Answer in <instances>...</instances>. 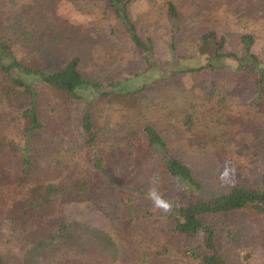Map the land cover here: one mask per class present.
Masks as SVG:
<instances>
[{"label": "trees", "instance_id": "trees-1", "mask_svg": "<svg viewBox=\"0 0 264 264\" xmlns=\"http://www.w3.org/2000/svg\"><path fill=\"white\" fill-rule=\"evenodd\" d=\"M70 1L78 4L84 0ZM88 1L103 5L105 15L112 12L114 18L122 20L121 28L110 27L111 33L118 37L119 43L131 44L140 51L147 69L156 66L154 38L151 35L143 38L139 25L131 17L134 0ZM2 8L0 0V24ZM167 8L170 16L179 20L174 2L168 0ZM7 24L9 31L15 29L12 22ZM242 33V52H239L225 50L226 36L212 29L204 32L199 54L193 57L197 60L188 67L180 66L177 72L222 68L227 64L223 60L230 58L237 62L235 69L254 76L255 109L239 112L229 104L228 99L239 94V88L202 83L192 87L189 105L174 118L178 124L175 132L166 135V131L148 123L142 130L118 138L115 153L107 152L102 146L115 134L108 130L104 116L108 105L114 103L110 99L112 91L103 89L102 82L85 77L82 71L87 53L95 54L90 43L85 40L75 43L73 54L60 68L47 69L23 49H16L10 38L0 41V158H9L12 151L22 163L18 175L8 172L11 182L4 181L5 172L0 170V223L10 226L12 236H19L22 243L42 244L44 240H56L58 234L69 233L75 226L62 216L65 205L73 201L102 202L118 211L122 233L140 256V264H160L158 255L167 253L176 238L184 242L200 239L198 245L182 246L181 251L203 264H235L244 245L243 236L230 229L231 246L222 252L214 221L222 219L228 224L232 214L249 211L259 217L251 235L255 241L250 246L252 250L262 248L264 256V171L260 188L231 182L227 191L207 197L200 195L199 173L189 161L192 153L200 150L199 142L210 141L226 157L244 152H249L251 159L264 157V51L261 48L264 40L248 31ZM182 56L187 55L184 52ZM16 72L37 78L38 82L30 83ZM158 89L159 79H155L129 92L132 106L138 107L141 98L147 99L151 91ZM94 94L97 98H90ZM46 97H52L50 103ZM100 103L104 106L98 108ZM71 112L75 119L70 123L67 114ZM76 124L84 146L94 149L92 162L86 167L75 162V148L61 144L57 137L71 133ZM9 129H19L24 139L22 145L4 138ZM42 130L47 135L37 145L35 135ZM151 159L154 161L150 162ZM110 167L118 172L119 179L110 175ZM175 183H180L182 189L177 190ZM150 190L168 204L160 215L173 224L172 234L166 239L158 234L162 221L158 223L155 218L160 217L144 210L131 195L134 191L149 193ZM251 248L241 264H253L249 261L253 256ZM81 258L60 254L50 264H97L91 258ZM0 264H13L1 237Z\"/></svg>", "mask_w": 264, "mask_h": 264}, {"label": "rangeland", "instance_id": "rangeland-1", "mask_svg": "<svg viewBox=\"0 0 264 264\" xmlns=\"http://www.w3.org/2000/svg\"><path fill=\"white\" fill-rule=\"evenodd\" d=\"M169 1L176 5L179 20L168 13V0H134L130 9L131 17L139 25L143 38L148 35L154 38L157 63L149 69L140 51L135 50L131 44L119 43L118 37L111 33L110 27L121 28L122 20L114 18L112 12L105 15L103 5L99 6L88 0L78 4L70 0H2L0 41L10 38L16 49H23L28 56L47 69L60 68L73 54L75 43H82L84 40L90 43L95 54L87 53L84 57L83 74L87 78L102 82L105 87L103 89L112 91L110 99L114 101L104 113L108 130L115 132L102 144L103 149L109 153L116 152L118 138L132 131H140L148 123L166 131V135L175 132L178 124L174 118L189 105L192 87L202 83L220 84L229 89L239 88V94L228 99L229 104L234 105L239 112L255 109L256 106L252 103L256 99L254 76L235 69L236 61L226 58L223 60L227 63L225 67H208L202 72L180 74L177 70L180 66L188 67L197 60L193 57L199 54L201 37L208 30L212 29L219 35L226 36L227 51L242 52L240 36L244 31L256 34L264 40V0ZM8 22L15 24L14 30L9 31ZM117 33L121 34L120 31ZM261 48L264 51V46ZM184 52L187 56H182ZM16 73L30 83L38 82L37 78ZM155 79H159L160 89L151 91L147 99L140 97L138 107L132 106L129 92ZM50 94L52 93L46 92V95ZM90 98L96 99L97 94ZM51 99L52 97H46L49 103ZM103 106L101 103L97 105L98 108ZM72 108L73 114H76V107ZM73 114H67L70 123L74 122ZM46 120L50 123L49 118ZM103 120L102 118L101 121ZM101 121H98L99 125ZM9 130L7 133L4 130L1 132L4 135H1L22 145L24 139L19 129ZM71 130L69 134L57 136L58 140L63 145L75 148V162L86 167L92 162L94 149L84 146L77 124ZM46 135V131L38 132L35 143L40 145ZM198 145H201L200 150L193 152L189 161L199 173L202 184L200 195L211 197L221 194L228 190L231 182L261 187L264 157L251 159L249 152L226 157L217 151L211 141L199 142ZM232 148L235 151L236 146ZM153 161L151 159L150 162ZM21 168L20 159L12 151L9 158H0L1 173L5 172L4 181L11 182L8 172L15 176ZM109 173L114 179L120 178L113 167H110ZM179 184L175 183L177 190L182 189ZM150 193L151 190L149 193L134 191L131 195L144 210L160 217L165 208L158 207ZM62 216L75 226L69 233L58 234L56 240H44L42 244L38 241L32 244L22 243L18 240L19 236H12L10 226L0 223V237L13 264H50L60 254H70L74 259L91 258L97 264H140V256L133 251L134 246L122 233L118 211L111 205L95 201H73L65 205ZM155 220L158 223L162 221V226L158 228L162 239L172 234V222L163 217ZM257 220L259 217L255 213L245 211L232 214L228 224L222 219L214 221L222 252L231 246L228 237L230 229L238 236H243L244 245L239 250L235 264H241L251 248L250 244L255 241L251 235ZM199 240L190 239L184 242L176 238L167 253L158 255L160 264H203L181 251L182 246H196ZM251 252V263H264L262 248H251Z\"/></svg>", "mask_w": 264, "mask_h": 264}, {"label": "clouds", "instance_id": "clouds-1", "mask_svg": "<svg viewBox=\"0 0 264 264\" xmlns=\"http://www.w3.org/2000/svg\"><path fill=\"white\" fill-rule=\"evenodd\" d=\"M150 195L158 207H168L167 202H165L156 192H152Z\"/></svg>", "mask_w": 264, "mask_h": 264}]
</instances>
